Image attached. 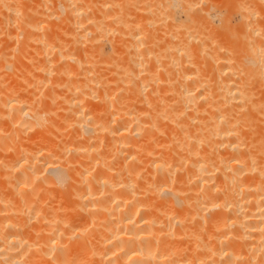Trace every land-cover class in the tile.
<instances>
[{"label": "bare ground", "instance_id": "obj_1", "mask_svg": "<svg viewBox=\"0 0 264 264\" xmlns=\"http://www.w3.org/2000/svg\"><path fill=\"white\" fill-rule=\"evenodd\" d=\"M82 1L0 0V264H264V0Z\"/></svg>", "mask_w": 264, "mask_h": 264}, {"label": "rangeland", "instance_id": "obj_2", "mask_svg": "<svg viewBox=\"0 0 264 264\" xmlns=\"http://www.w3.org/2000/svg\"><path fill=\"white\" fill-rule=\"evenodd\" d=\"M24 1H26L25 3H28V2H29V1H27V0H24ZM54 1L57 2V0H54ZM84 1L87 2V1H89V0H84ZM84 1H82V2H84ZM119 1L121 2V4L119 3ZM122 1H123V2H122ZM193 1H194V3H195L196 0H193ZM204 1H205V2H203L202 0H201V1L199 0L200 5H198V7H199V6H200V8H204V7H205L208 11L212 8L211 11H209V12L212 14L214 22H215L216 25L219 27V31L221 30V32H222V31H226V29H227L228 32H227V31H226V32L229 34L228 36H230L231 38H232V37H234V38L237 37V38H238V41H240V38L238 37V36H239V33H238V31H237V33H236V31H235V28H236V30H237L238 26L240 25V24H239V20H242V18H243V12L241 13L242 8L238 11V9L240 8V6H238L239 3L236 5L235 1L233 2L232 0H231V1H232L234 4L231 3L230 0H225V1H224V0H204ZM208 1H209V2H208ZM236 1H237V0H236ZM31 2H32V4H30ZM112 2L115 4V3H116V0H112ZM125 2H126L125 0H117V4H118V6H120V5H122V4H125ZM173 2H174V1H173ZM210 2H211V3H210ZM226 2H227V3H226ZM229 2H230V3H229ZM237 2H238V1H237ZM33 3H34L35 5H34ZM126 3H127V2H126ZM196 3H198V2L196 1ZM201 3H202L203 5H202ZM82 4H83V3H82ZM119 4H120V5H119ZM26 5H27V4H26ZM29 5H30L31 7H30L29 9H28V8H27V9L30 10V11H35V9L37 8L36 0H31V1L29 2ZM84 5H85V4H84ZM232 5L235 6V7H233ZM209 6H211V8H210ZM237 6H238L239 8H238ZM26 7H28V6H26ZM129 7H130V5H129ZM138 7H139V6H138ZM115 8H116V7H115ZM233 8H235V9H237V10H232ZM173 9H174V10H173ZM172 10H173V12H175V14H176V20H175V21L178 22V23L176 22V24H180V22H181V21L179 22V20H177V19H180V18H181L182 21L185 20V15H184V14H182L181 12H180V14H179V12L176 13V12L179 10V7H177V9L174 8V7H172ZM139 11H140V10H137V12H139ZM219 11H220V12H219ZM232 11H233L234 14H235L236 12H238V13H236L237 16L234 15V14L232 13ZM242 11H244V10H242ZM140 12H141V11H140ZM229 12H230L231 14H230ZM228 13H229V15H228ZM239 13H240V14H239ZM139 14H140V13H139ZM221 14H222V15H221ZM179 15H180V16H179ZM219 15H220V16H219ZM230 15H231V17H229ZM233 15H234V16H233ZM240 15H241L242 17H241ZM218 16H219V17H218ZM221 16H222V17H221ZM223 16H224V17H223ZM232 16H233V19H234V20L231 19ZM53 18H54V17H53ZM53 18H51V19L53 20ZM216 18H217V19H216ZM229 18H230L231 20H230ZM51 19H50V21H52ZM54 19H55V18H54ZM181 19H180V20H181ZM224 19H226V20H224ZM258 19H259V21H261V20H262V17L259 15V16H258ZM216 20H217V21H216ZM229 20H230V21H229ZM253 20H255V19H253ZM160 21H161V20H159L158 22L160 23ZM228 21L231 22V24H228V23H229ZM259 21H258V24H259ZM262 21H263V22H262ZM262 21L260 22L261 24H263V25L260 24L261 27L264 26V15H263V20H262ZM158 22H157V24H158ZM161 22H164V21H161ZM227 22H228V23H227ZM235 22H236V23L238 22V24H237L238 26L235 25V24H236ZM218 23H219V24H218ZM226 23H227V24H226ZM234 23H235V24H234ZM181 24L183 25V22H182ZM163 25H164V23H162V24L160 25V27H159V26H157L156 23H155V28H156V29H155V30H156L155 32L158 33V31H160V28H161V27H162L161 29H162V31H163V30H164L163 28H166V26H165L166 23H165L164 27H163ZM228 25H231V27H228ZM232 25H233V26H232ZM156 26L159 27V28H157ZM235 26H236V27H235ZM227 27H228V28H227ZM232 27H233V28H232ZM234 27H235V28H234ZM167 28H169V27L167 26ZM167 28H166V29H167ZM158 29H159V30H158ZM166 29H165V30H166ZM224 29H225V30H224ZM176 30H177V29H176ZM179 30H181V29H179ZM263 30H264V27H263ZM263 30H262V31H263ZM162 31H161V33H159V34H161V35H162V33L165 34V33L162 32ZM167 32H168V30H167ZM263 32H264V31H263ZM157 33H156V34H157ZM227 33H226V34H227ZM167 34H168V33H167ZM167 34H166V36H167ZM220 34H222V33H220ZM223 34H224V32H223ZM223 34H222V35H223ZM237 34H238V36H237ZM110 35H111V34H109L108 37H110ZM218 35H219V32H218ZM222 35H219V37L222 36ZM164 36H165V35H164ZM216 36H217V35H216ZM223 36H224V35H223ZM228 36H226V38H225V36H224L223 38H221V37H220V38H219V37H216V42L219 40V41H221L220 44L223 45V44H222V41H223L224 38H225L226 40L223 42L224 45H225V44L227 43L226 41H227L228 38H229ZM227 37H228V38H227ZM234 38H233V39H234ZM222 39H223V40H222ZM236 40H237V39H236ZM236 40H235V42H234V41H232V39H229L228 42L231 43V45H233L234 48H235V47H238V46H236V42H237ZM219 41L217 42L218 44H219ZM230 41H231V42H230ZM232 42H234L235 44L232 43ZM217 43H216V44H217ZM227 44H228V43H227ZM36 46H37V45H36ZM237 49H238V48H235V50H236L235 52H236V53H238V52H237V51H238ZM23 69H25V68L23 67ZM41 221L44 222V220H41ZM41 221H40V222H41ZM34 222H36V223L34 224ZM33 224H34L33 226H35V225L37 224V221H36V220H33ZM40 224H41V223H39V224L36 225L35 227H38V226L40 227ZM41 225H42V224H41ZM39 227H38V229H39ZM40 228H41V227H40ZM41 229H44V228H41ZM39 240H42V239L39 238ZM39 240H38L39 243L43 241V240H42V241H39ZM36 244H37V243H36ZM41 244H42V243H41ZM37 245H38V244H37ZM39 245H40V244H39ZM40 246H41V245H40Z\"/></svg>", "mask_w": 264, "mask_h": 264}]
</instances>
